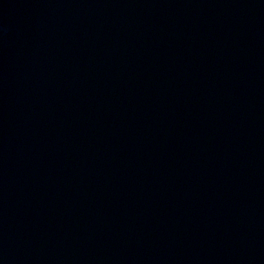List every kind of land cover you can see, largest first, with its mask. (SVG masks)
I'll list each match as a JSON object with an SVG mask.
<instances>
[{
	"label": "water",
	"instance_id": "1",
	"mask_svg": "<svg viewBox=\"0 0 264 264\" xmlns=\"http://www.w3.org/2000/svg\"><path fill=\"white\" fill-rule=\"evenodd\" d=\"M0 264H264V0H0Z\"/></svg>",
	"mask_w": 264,
	"mask_h": 264
}]
</instances>
